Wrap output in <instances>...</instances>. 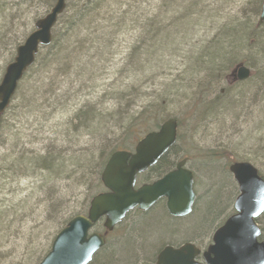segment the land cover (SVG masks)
<instances>
[{
	"label": "rangeland",
	"instance_id": "obj_1",
	"mask_svg": "<svg viewBox=\"0 0 264 264\" xmlns=\"http://www.w3.org/2000/svg\"><path fill=\"white\" fill-rule=\"evenodd\" d=\"M18 1H1L2 8L7 9L5 15L0 16V81L7 65L15 57L13 56L15 43L32 32L37 19L49 13L37 1L32 5L28 3L19 5L14 13L9 7L11 3ZM146 1L149 5L144 4L140 10V14H144L141 19L144 21L147 18H156V22L168 29L170 37L166 42L168 45L166 51L158 53L155 61L147 65L141 73L129 74L133 69L129 64L132 62L129 60L132 47L138 44L136 42L142 41L141 29L123 32L114 46L112 56L108 54L110 65H106V73L99 77V81L91 84L97 86L94 91L92 89L83 91L78 98L69 104H63L54 112L46 110L48 114L46 118L36 116L27 118L24 112L18 113L19 119L13 117V114L9 115L10 121L6 124L7 130L11 132L8 152L18 154L19 158L21 155L28 156L32 153L46 154L52 148L65 154L77 150L76 144L72 141L74 137L67 140L63 137L61 129V125L69 120L75 110L80 109L88 101L90 104L97 101V98L106 92L107 88H104L114 80L117 89H121L122 85L121 90L125 92L127 91L125 87L128 86V90L135 91L134 95L145 93L142 99L139 102L135 100L134 104L158 106L159 103V116L152 120L155 122L151 125L154 127L152 131L158 130L169 118H177L179 121L178 142L174 154L168 160L175 167L182 159H190L189 166L195 174L197 196L192 215L197 212L201 203L198 215H195L191 222L201 224V229L204 230L201 233V244L207 246L214 232L234 213L238 187L230 174V166L236 162H248L264 177V77L263 74L255 75L249 82L233 87L226 81L217 86L213 82L210 83L212 86L209 90L202 91L197 86L200 81L202 84L206 80L205 75L202 72L198 74L195 68L200 61L203 48L214 39L221 27L229 22L248 20L254 4L261 8L263 0H186L178 8H172L174 3L169 5V0ZM195 1L201 3L195 8H189L191 2ZM188 10L193 11V16H189ZM259 18L260 15L254 19L257 26ZM89 62L84 60L81 63L82 67L93 64ZM230 73L231 70L227 77H230ZM69 88L70 86L62 88L61 92H58L61 98L64 91ZM130 91L126 95L130 94L132 97ZM130 97L127 98L128 105L132 99ZM223 99L226 104H223ZM16 104L17 102H14V105ZM103 107L106 108L107 104H103ZM114 132L118 134L119 131ZM80 145L79 148L88 149L97 158L95 163L92 162L86 173L80 172L79 181H83L82 183L73 179V183L69 181L61 184L60 193L53 197L50 203L42 202L44 196H40L38 191L44 183H41L38 176L25 172L17 178L18 176L12 177V173L3 172L1 164L7 152L0 144V264H39L50 251L56 235L66 226L72 215L84 214L90 199L104 192L103 188L91 196L92 188L88 187L90 173H93L94 166L100 159L101 146L94 149L95 144L90 139H84ZM68 158L72 156L68 155ZM73 168V162L69 160V172H72ZM215 170L220 173L219 175L229 179L225 185L228 202L224 211L221 207L217 209L215 212L217 216L222 211L223 213L209 224L205 220L209 221L215 217L213 208L217 206L219 196V190L212 187V180L208 176L209 174L213 178ZM213 181L216 182V178ZM190 217L192 216L180 219L189 223ZM168 218L162 225L174 233V229L180 224L178 221L181 220L175 217ZM151 219L145 217L142 222L146 226L157 227L155 221ZM129 235L124 236L120 228L114 237L110 238V244L104 250L115 247L118 242L121 244V252L127 250L131 240ZM191 239L172 240L166 242V245ZM157 243L158 241L153 246L157 247ZM153 258L154 255L148 259L144 258L139 264L147 263ZM114 264L125 262L122 260Z\"/></svg>",
	"mask_w": 264,
	"mask_h": 264
},
{
	"label": "trees",
	"instance_id": "obj_2",
	"mask_svg": "<svg viewBox=\"0 0 264 264\" xmlns=\"http://www.w3.org/2000/svg\"><path fill=\"white\" fill-rule=\"evenodd\" d=\"M1 1L0 16L5 15L7 9L2 8ZM36 1L46 8L47 13L56 4V0H19L11 3L9 9L15 13L19 5L26 3L32 5ZM185 1L169 0V5L174 3L172 8H178ZM199 3L201 2H191L189 8H195ZM144 4L149 5V2L146 0H68L66 11L59 18L53 30L52 44L40 50L34 66L25 75L12 105L3 116L0 144L5 147L7 153L3 156L2 170L7 174L12 173V177L20 178L19 175L28 172L32 176L36 175L41 178V183L44 184L39 187L38 192L40 196H44L42 202L52 203L53 197L60 193L61 184L69 181L73 183V179H77L79 183L83 182L79 181L80 172L86 173L92 162L95 163L97 159L88 149L79 148L84 139L92 140L95 144L94 149L96 146L102 148L100 159L94 166L93 173H90L88 183V187L92 188L91 196L99 193L103 189L101 173L109 157L117 151L134 150L138 141L153 130L154 127L151 125L155 122L152 120L155 116H159L158 107L160 109V105L159 103L158 106L134 104V101L139 102L145 93L134 95L135 91L128 90V86L125 87L127 89L125 92L121 90L122 85L121 89H117L116 80H114L104 88H107L106 92L98 97L97 101L93 104L89 101L83 104L80 109L74 111L64 125H61L63 137L67 140L74 137L72 141L76 144L77 150H71L65 154L52 148L46 154L32 153L28 156L21 155L19 158L18 154L8 152L11 132L7 130L6 124L10 121L9 115L13 114V117L19 119L18 113L24 112L27 118L29 116L46 118L48 117L46 110L54 112L63 104H69L76 97L78 98L83 91L89 89L94 91L97 86L91 84L99 81V77L106 73V65H110L109 56H112L115 44L125 31L141 29L140 40H142L132 47L129 59L132 62L129 64L133 69L127 72L136 75L144 71L147 65L155 61L158 53L166 51L168 46L166 42L170 37L168 29L156 22V18H147L144 21L141 19L144 14H140V10ZM253 7L248 20L226 23L214 39L203 48L200 61L195 69L198 74L204 73L206 80L202 84L200 81L198 89L209 90L212 86L210 83L213 82L216 86L225 81L232 87L244 84H232L227 77L228 72L239 64L253 71V76L246 82L255 78V75L263 74L264 77V23L259 27L255 24L254 19L260 15L261 8L255 4ZM192 12L187 11L189 16L193 14ZM27 36L28 34L15 43L13 56H15L16 48ZM84 60H89V63L93 64L91 66L86 64L83 68L81 63ZM257 63L261 65L256 66ZM68 86L70 88L64 91L63 98H61L58 92ZM129 91L132 97L130 94L126 95ZM129 97L132 98L130 105L127 99ZM99 100L101 102H98ZM224 101L223 99V104H226ZM14 102L17 104L14 105ZM103 104H107V107H103ZM114 131L119 132L117 134ZM175 148H172L160 160L158 166L150 170L151 177L158 178L165 173L166 169L171 168L168 159L174 154ZM68 155L72 158H68ZM69 160L73 162L72 172L68 170ZM219 174L217 170L214 171L213 178L208 174L213 183L212 187L219 190L217 206L213 208L214 214L220 207L224 211L228 202L225 185L228 184L229 179ZM215 178L216 182L213 181ZM200 209L201 203L197 212L194 215H192L194 212L191 214L189 223H185L184 220L178 221L180 224L176 226L174 233L162 225L164 220L169 219L162 210L156 209L154 212L143 215L142 220L145 217L152 218L151 221H155L154 224L157 227L146 226L141 221L129 235L131 240L127 250L121 252V244L118 242L115 247L100 253L94 263L114 264V262L123 260L125 264H139L142 259L152 257L155 249L164 242L193 238L203 233L204 230L201 229L200 223L191 222ZM223 211L220 212L223 213ZM81 214H74L71 219ZM219 215L216 214L214 220L206 219L205 222L212 224ZM156 241H158V246L155 248L153 245Z\"/></svg>",
	"mask_w": 264,
	"mask_h": 264
},
{
	"label": "water",
	"instance_id": "obj_3",
	"mask_svg": "<svg viewBox=\"0 0 264 264\" xmlns=\"http://www.w3.org/2000/svg\"><path fill=\"white\" fill-rule=\"evenodd\" d=\"M67 0H56L51 11L35 23L34 31L21 43L15 57L4 71L0 81V133L2 118L12 104L19 85L34 66L40 50L52 44L53 30L65 13ZM264 23V0L258 27ZM251 70L240 64L231 73L233 82H246ZM178 120L170 118L161 127L147 134L134 152L119 151L108 160L101 180L108 191L94 197L88 214L72 218L56 235L51 249L40 264H89L94 255L106 244L105 237L92 228L101 219L104 227L113 229L126 215L139 208L147 211L160 199L167 200V209L173 217H184L192 212L196 201L194 174L180 162L156 182L136 189L137 178L155 166L177 143ZM239 188L234 202L235 214L213 235L212 244L203 254L205 264H264V242L259 243L260 229L256 220L264 213V179L255 166L248 162L230 167ZM201 254L192 244L179 249L167 247L158 257L157 264H201Z\"/></svg>",
	"mask_w": 264,
	"mask_h": 264
},
{
	"label": "flooded vegetation",
	"instance_id": "obj_4",
	"mask_svg": "<svg viewBox=\"0 0 264 264\" xmlns=\"http://www.w3.org/2000/svg\"><path fill=\"white\" fill-rule=\"evenodd\" d=\"M229 82V81H228ZM166 156V155H165ZM163 158V157H162ZM161 158V159H162ZM160 159V160H161ZM187 159V165H186V168L189 169L190 171H192L191 167L189 166V162H190V159L189 158H186ZM159 160V162H160ZM159 162L154 166H158ZM176 166H177V163H176ZM176 166H172L171 165V168H169L168 170L165 171V173L162 175H166L167 173H169L170 171L174 170L176 168ZM153 167V168H154ZM151 169H149V171H147L146 173L140 175L138 177V181H137V186L136 188L139 189L141 186L143 185H146V184H151L155 181H157L158 179H160L161 177H158V179H154L153 177H151L149 174ZM261 175V174H260ZM233 176V175H232ZM262 177V176H261ZM234 179V177H233ZM264 179V177H263ZM235 181V180H234ZM236 183V181H235ZM237 185V183H236ZM238 187V185H237ZM238 194H239V189H238ZM238 197V195H237ZM236 197V198H237ZM236 200V199H235ZM196 202H197V199L193 205V208H192V212L191 214L193 213L194 211V208H195V205H196ZM156 209L158 210H162L164 212V214H166L167 217H172L170 215V213L168 212V209H167V200L166 199H160L159 201H157L151 208H149L147 211H142L140 210L139 208H136L134 209L133 211L129 212L126 217L122 220V222L117 225L113 231H108L105 227H104V220H102L101 222H99L92 230L91 233H99L101 235H103L106 239V245L100 250L98 251L94 257H93V260L91 261V263L89 264H94V261L95 259L97 258V256L101 253L102 250L106 249L107 245L110 244V238L111 237H114L116 231H118L120 228L122 230V233L124 234V236H126L127 234H130V232L133 230V228H135V226H137V224H139L141 221H142V217L143 215H146L148 213H151V212H154ZM233 214H235V210H234V207H233ZM191 214L185 216V217H175V218H187L189 216H191ZM181 220V219H180ZM226 221V220H225ZM225 223V222H224ZM223 223V224H224ZM223 224L221 226H223ZM256 224L258 225L259 229H260V236L258 238V242L259 243H262L264 242V213L256 220ZM220 226V227H221ZM219 227V228H220ZM218 228V229H219ZM215 233V232H214ZM212 239H213V236H212ZM212 239L210 241V243L206 246L205 244H201V234L197 235V236H194L190 241H177L178 244H173V245H166V242L162 243L160 246H158V250L153 252V255H154V258L151 260L149 259V261H147V263H144V264H157V260H158V257L159 255L161 254L162 251H164L167 247H173L175 249H179L181 248L182 246L186 245V244H192L194 245L198 250L201 251V254L196 258V261L201 263V264H205V261H204V258H203V254L207 251V249L211 246L212 244ZM158 252V253H157ZM157 253V254H156ZM156 254V255H155ZM152 255V256H153ZM151 260V261H150Z\"/></svg>",
	"mask_w": 264,
	"mask_h": 264
}]
</instances>
